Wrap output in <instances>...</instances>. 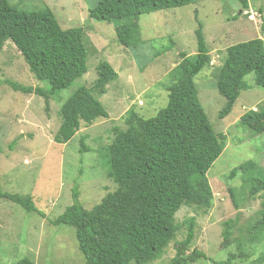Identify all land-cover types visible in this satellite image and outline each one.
Here are the masks:
<instances>
[{
	"label": "rangeland",
	"instance_id": "374dc122",
	"mask_svg": "<svg viewBox=\"0 0 264 264\" xmlns=\"http://www.w3.org/2000/svg\"><path fill=\"white\" fill-rule=\"evenodd\" d=\"M9 1L26 10H52L63 29L83 27L88 72L69 89L57 92L47 110L43 97L14 91L6 84L12 81L27 87H44L16 45L9 40L0 53L2 190L31 196L42 212L29 213L12 201L0 200V264H15L24 258L34 264L85 263L75 229L55 226L52 221L73 204L76 184L86 209H92L117 189L103 162V153L114 140V129H127L126 119L131 111L150 118L167 105L170 74L181 61L180 53L196 54L200 23L212 65L196 76L195 83L209 121L216 133L226 136L227 145L208 173L213 206L207 212L183 207L176 220L182 226L186 219L196 218V235L189 252L200 250L209 260L195 264H218L226 261L229 253L239 254L242 250L250 257L233 264H259L264 258V232L258 234L260 228L256 225L264 193L250 197L244 175L239 173L233 179L230 176L240 164L255 162L256 176L264 177V133L255 134L239 126L246 112L264 109V88L255 84L253 74L248 75L246 82L251 88L243 91L232 112L220 119L227 101L217 88V75L230 46L256 38L264 40V0H248L247 11L240 0H197L187 6L144 14L139 20L141 43L137 48H126L118 42L117 23L89 18V9L99 0ZM102 62L110 63L118 72V79L107 86L105 94L93 91L108 111V118L82 123L68 144H57L54 137L61 125L60 107L79 87H93ZM82 138L88 148L84 153ZM228 220L233 221V233L231 245L226 248L224 223ZM185 238L186 228L182 227L165 254L150 264H168L176 253L175 245Z\"/></svg>",
	"mask_w": 264,
	"mask_h": 264
},
{
	"label": "trees",
	"instance_id": "16d2710c",
	"mask_svg": "<svg viewBox=\"0 0 264 264\" xmlns=\"http://www.w3.org/2000/svg\"><path fill=\"white\" fill-rule=\"evenodd\" d=\"M196 2L99 0L89 9V18L117 23L118 42L126 48H137L141 43L139 20L142 15ZM240 2L247 11L249 1ZM196 36V54L180 53L181 61L170 74L172 84L167 87V105L150 118L131 111L126 119L127 129H114L115 137L103 153V162L117 189L92 209H86L80 202L76 184L73 204L52 221L55 226L75 229L84 264L156 262L182 227L186 228V238L175 245L176 253L168 264L209 260L200 250L189 252L196 235V218L186 219L182 226L176 220L183 207L207 212L213 206L214 193L208 173L227 145L226 136L215 132L199 98L195 78L212 65V57L201 23ZM9 40L44 87H27L12 81L6 84L14 91L43 97L47 110L57 92L69 89L88 72V46L83 27L63 29L55 13L48 8L26 10L9 0H0V53ZM226 53L217 75V88L227 101L220 119L226 118L241 93L251 88L246 82L248 75L253 74L255 84L264 88V40L256 38L237 43ZM97 73L91 89L79 87L60 107L61 125L54 137L57 144H68L80 131L82 123L93 124L100 118H108V111L93 91L105 94L107 86L118 79V72L110 63L102 62ZM239 126L255 134L264 133V109L246 112ZM80 143L81 152H87L83 138ZM256 169L255 162L240 164L230 176L233 179L242 173L249 196L253 198L264 193V177L256 176ZM230 192L235 196L233 189ZM0 200L12 201L29 213L42 214L31 196L4 192L1 178ZM261 200L256 225L260 228L258 234L264 232V195ZM224 227L223 246L227 248L232 242L233 221H226ZM249 257L250 254L242 250L239 254L229 253L227 260L218 264H233ZM262 261L264 258L259 264ZM15 264L34 263L24 258Z\"/></svg>",
	"mask_w": 264,
	"mask_h": 264
}]
</instances>
